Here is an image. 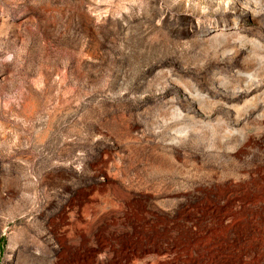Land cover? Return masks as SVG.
<instances>
[{
	"label": "rangeland",
	"instance_id": "374dc122",
	"mask_svg": "<svg viewBox=\"0 0 264 264\" xmlns=\"http://www.w3.org/2000/svg\"><path fill=\"white\" fill-rule=\"evenodd\" d=\"M0 264H264V0H0Z\"/></svg>",
	"mask_w": 264,
	"mask_h": 264
}]
</instances>
